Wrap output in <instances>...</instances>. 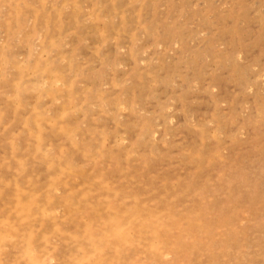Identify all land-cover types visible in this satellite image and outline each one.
<instances>
[{"label": "rangeland", "instance_id": "rangeland-1", "mask_svg": "<svg viewBox=\"0 0 264 264\" xmlns=\"http://www.w3.org/2000/svg\"><path fill=\"white\" fill-rule=\"evenodd\" d=\"M0 264H264V0H0Z\"/></svg>", "mask_w": 264, "mask_h": 264}]
</instances>
